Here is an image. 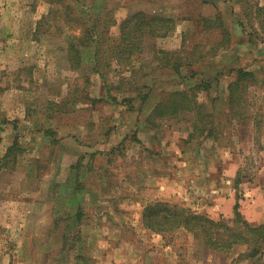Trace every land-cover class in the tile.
I'll list each match as a JSON object with an SVG mask.
<instances>
[{
  "label": "rangeland",
  "instance_id": "374dc122",
  "mask_svg": "<svg viewBox=\"0 0 264 264\" xmlns=\"http://www.w3.org/2000/svg\"><path fill=\"white\" fill-rule=\"evenodd\" d=\"M207 1L111 0L118 22L112 28L114 36L119 35L125 19L142 11L177 21V28L168 37L155 40L158 48L176 51L204 44L205 53L216 49L219 53L178 74L172 69L155 71L160 63L153 61L152 52L147 51L145 64L150 66L143 72L133 75L128 66L115 65L116 70L109 72L105 81L91 71L92 50L84 54L81 69L74 73L66 69L64 57L70 37L80 35L81 30L54 17L39 30L40 21L52 8L46 0H0V14L14 15L20 22L9 33L14 38L16 61L0 53V129H9L2 134L7 144L17 139L23 150L0 177V264H93L92 246L100 239L116 253L139 256L140 264H264V255L254 260L240 257L245 246L230 255L213 253L202 239L185 229L157 233L143 222L144 209L158 201L179 204L214 219H234L237 204L245 220L244 205L245 211L255 217L264 210V43L251 36L254 29L263 32L264 14H254L249 23L243 12L248 11L252 0L241 4L237 0ZM253 1L264 7V0ZM218 14L231 33L227 47L218 45L222 39L220 29H206L204 25V18ZM240 67L253 70L256 80L246 82L249 87L234 118L229 113L226 91ZM144 72L153 73L142 78ZM204 81L210 86H201L198 98L214 113L220 143L215 154L227 156L225 150L230 148L232 159L239 165L209 159L210 166L218 169L210 175L213 182L220 180L223 170L237 172L231 192L236 203H227L224 213L214 210L209 199L203 207L202 200L188 197L198 190L189 195L179 179L182 159L197 161L196 154L203 156L211 147L205 137L191 138L196 114L153 119L141 133L136 124L168 92L190 90ZM140 93L147 96L145 101ZM102 94L103 99L91 98ZM51 97L64 101L62 109L68 115L45 120L46 114L54 112ZM28 111L31 121L39 122L38 127L48 134L42 141L28 131L32 128L29 125H34L24 119ZM124 111L133 116L128 118ZM65 124L87 125L95 135L92 144H87L90 148L75 150L66 141L60 144L62 139L54 133L53 125ZM123 135L128 139L121 142ZM32 141L41 142L37 151ZM3 151L0 149V155ZM73 152L76 155H70ZM166 177L173 181L166 185ZM237 180L241 181L239 185L235 184ZM77 186L78 194L85 195L78 196L75 211L58 213L53 194L70 193ZM21 194L31 199L23 204L21 197L26 196ZM36 200V204L30 202Z\"/></svg>",
  "mask_w": 264,
  "mask_h": 264
},
{
  "label": "trees",
  "instance_id": "16d2710c",
  "mask_svg": "<svg viewBox=\"0 0 264 264\" xmlns=\"http://www.w3.org/2000/svg\"><path fill=\"white\" fill-rule=\"evenodd\" d=\"M51 6L49 15L43 17L38 29L43 27L51 17L57 20L63 19L70 28L81 30L80 35L70 37L67 48V59L72 70L76 71L83 67L85 62L84 54L92 50V57L89 60L92 64L91 71L106 81V76L117 66H128L132 74L143 72L150 65L145 64V54L152 52L153 61L160 64L154 67L159 69H172L180 74L184 68L192 67L209 56H216L219 49L205 53L204 44H195L192 47L184 46L180 50L169 51L156 46V39L166 38L177 28V21L172 17L152 15L146 12H137L125 19L119 27V35L112 34V28L118 25L115 17V8L111 5V0H46ZM251 1V0H249ZM204 3L209 1L203 0ZM244 0H237L241 4ZM248 11L243 15L249 23L253 15L262 16L264 7L252 0ZM206 29H220L222 39L219 46L227 47L231 43V33L225 27L221 15L215 18H204ZM262 29L251 33L264 43V20ZM260 32H262L260 34ZM89 50V51H88ZM137 62V65H133ZM162 65V66H161ZM152 69V68H151ZM153 72H144L141 77H149ZM256 73L253 70L240 67L234 72V77L227 86V104L229 113L236 118L237 105L243 99L245 90L248 89L250 81L255 83ZM107 82H105V85ZM108 85V84H107ZM201 86L208 87L205 81L195 87L185 90H175L168 92L151 111L148 122L153 119H175L182 113H195L196 122L193 125L194 133L191 138L205 137L219 139L216 133V123L214 113L210 111L207 103H201L198 92ZM121 91V87H116ZM139 90V88H137ZM141 99L145 101V94L140 93ZM105 97V96H104ZM92 98V97H91ZM100 100L98 98H95ZM103 99V98H102ZM131 99V98H130ZM127 101L129 98L126 99ZM50 118L55 112H64L62 106L64 101L50 102ZM56 107L55 109H52ZM71 111V110H70ZM66 113V111L64 112ZM3 129H0V144L3 141L1 136ZM49 132V131H48ZM107 132L106 136H108ZM23 150L16 139L7 149L6 154L0 157V177L5 169L9 168L12 162H16L18 153ZM240 180L236 184L239 185ZM76 192L78 186L75 187ZM143 222L146 228L157 233H173L185 229L198 239H202L204 244L213 253L230 255L238 247L245 246V251L240 253V257L247 260H254L264 255V223L253 224L245 220L240 210L239 204L235 207V217L227 220L225 217L214 219L209 216L199 214L191 208L180 206L179 204L158 201L150 203L143 212Z\"/></svg>",
  "mask_w": 264,
  "mask_h": 264
},
{
  "label": "crops",
  "instance_id": "0c3cea01",
  "mask_svg": "<svg viewBox=\"0 0 264 264\" xmlns=\"http://www.w3.org/2000/svg\"><path fill=\"white\" fill-rule=\"evenodd\" d=\"M7 9L8 8H6V10ZM15 20L16 19H15L14 15H7L6 16L5 12L0 14V43H1V40L4 41V42H2L0 53L4 52L7 54L6 56H11V57L13 56L14 62L16 61V58H14L15 57V51L12 48L13 42H12L11 38H13V36H9V33L11 32L10 30L13 29V26H15V23H20V22H16ZM5 41H7V42H5ZM2 46H4V47L2 48ZM8 61H10V60H8ZM64 63L66 64V69L69 72L74 73V70H72L70 63L67 59V56L64 57ZM91 97L92 98L96 97L98 99H102V98H104V94L100 95V97L97 95H91ZM50 100L53 102H55V100H56V102H60V98L54 99L51 97ZM29 113H30L29 111L25 112L24 119H26V121L28 123L33 122L34 125L30 124L29 127L32 126V128L31 129L29 128L28 131L34 132V134H35L34 138H40V140L45 139L48 134L46 133L45 130L41 129V127H38V125H37V124H39L38 120H37L38 123H36L35 121H31ZM124 113H126V115H128V118L130 116H133V114H131V112L124 111ZM150 113L144 119H142V117H140V121H138V119H137L136 124L138 126L137 129L139 128V133H141V131H143V128L145 126L149 125L147 120H148ZM60 115L65 116L68 114L56 113V115L55 116L52 115L51 118H50V115L46 114L45 120H50V119L53 120V119H55L54 117L60 116ZM53 128H54V133H56V136L59 135L58 139H62L60 144H63V142L65 143V141H66L67 142L66 144L67 145L70 144L72 146V148L75 150L83 149V148L89 149L90 145H87V144H92L90 142H92V138L95 136L94 132H91L89 129L87 130V125L76 126V127L75 126H68L66 124L64 126L60 125L58 127L53 125ZM251 128L253 129V125L251 126ZM7 130H9V129H6V131ZM262 131H264V127L262 128ZM5 132L2 131V134ZM2 134H1V136L3 138V141L0 144V149H4V151H3L2 155H0V157H3L6 154L7 149L12 145V143H11V145H9L5 142V134L4 135H2ZM123 136H125V137L122 138L121 142H124L125 138L127 137V135H123ZM127 139H128V137H127ZM206 143L210 144L209 146H211V147L208 149L207 152H205V154H203V156H200V154L198 152V154H196L197 161L191 160V158H183L182 159V162L180 165L182 170H181V173L179 175V179L181 180V183L184 184V186H182V187L187 186L186 189H187V193L189 195H193V191L197 192L196 190H198V192L195 193V196H188V197L202 200L203 201V207H205L206 199L207 200L209 199L210 200L209 203L212 204V207L214 208V210H220V212L224 213L225 212L224 208L226 207L227 203L228 204H230L231 202L236 203V200L234 199V197H231L232 196L231 192L233 191L232 182L236 178L237 172L232 171V173H231V171H230L231 169L223 170L222 174L220 176L221 177L220 180L213 182L211 180L210 175L215 171L217 172L218 169L212 168L210 166V164L214 160H216V162H218V163H224L227 165H229V164L238 165V162H236L235 159H232V157H231L232 152L230 151V148H228V150H225V152L228 154L227 156L222 155V153H220L218 155L215 154V151H216L215 149L217 147L220 148L218 146V144H220L218 140L206 138ZM228 143H229V139H228L226 144H228ZM31 144L34 145L33 148H35L37 151V149L40 148L41 142L37 143L35 141L34 142L32 141ZM199 144L200 143H198L196 145L197 148L200 147ZM192 153H194V152H192ZM209 154H214V155H213V157H211ZM70 155H76V154L73 152ZM74 159H75V156H73V160ZM209 159H213V160L209 161ZM199 168H200V171H199ZM171 181H173V180H169L166 177V180H165L166 185L168 182H171ZM235 184H236V182H235ZM182 187H181V189L184 190V188H182ZM183 190L180 192V194H182ZM226 191H228L230 194L225 193ZM251 193H253V192H251ZM84 195H85L84 193L78 194V192H76L75 187H74V189L72 188V192H70V193H66V192L62 193L59 191L54 193L53 197L56 198V210H57V212L59 213L61 211L62 214H65L68 212H72L73 210L75 211V208L77 206L78 196L81 197ZM21 196H26V194H21ZM28 196L29 195H27L26 197H21L24 200L23 204L25 203V201L28 202V199H31ZM263 198H264V196H263ZM247 201H249V199H247ZM30 202L33 204L38 203L37 200L34 202H32V201H30ZM254 202L256 203L257 201L255 200ZM252 207L253 206H251L250 209ZM242 210H243V214L245 215V217L247 215V218L249 221L264 222V210H261L263 213L256 214V217H255V215H253L252 212H246L245 211V205H244V208ZM244 211L246 213H244ZM259 216H261V217H259ZM258 218H262V219L259 220ZM102 244H103V242L100 239L97 245L92 246L93 250L91 251V259H92L91 263H93V264H140V263H142L139 256L131 255V254L130 255L129 254H123L124 252L116 253L117 251H115L113 248L105 247ZM89 263L90 262H86V264H89Z\"/></svg>",
  "mask_w": 264,
  "mask_h": 264
}]
</instances>
